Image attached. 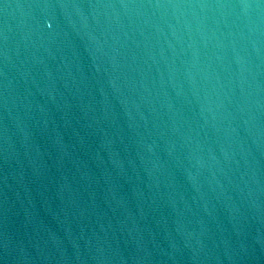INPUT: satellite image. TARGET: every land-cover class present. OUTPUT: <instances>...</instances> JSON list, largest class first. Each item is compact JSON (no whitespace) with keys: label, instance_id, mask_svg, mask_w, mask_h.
<instances>
[{"label":"water","instance_id":"water-1","mask_svg":"<svg viewBox=\"0 0 264 264\" xmlns=\"http://www.w3.org/2000/svg\"><path fill=\"white\" fill-rule=\"evenodd\" d=\"M0 264H264V0H0Z\"/></svg>","mask_w":264,"mask_h":264}]
</instances>
